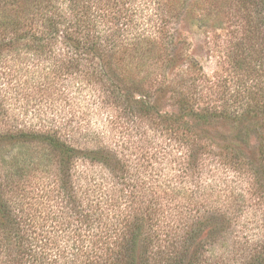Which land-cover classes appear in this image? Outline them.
Listing matches in <instances>:
<instances>
[{"label":"trees","instance_id":"16d2710c","mask_svg":"<svg viewBox=\"0 0 264 264\" xmlns=\"http://www.w3.org/2000/svg\"><path fill=\"white\" fill-rule=\"evenodd\" d=\"M188 3L0 0V264H264V0Z\"/></svg>","mask_w":264,"mask_h":264},{"label":"rangeland","instance_id":"374dc122","mask_svg":"<svg viewBox=\"0 0 264 264\" xmlns=\"http://www.w3.org/2000/svg\"><path fill=\"white\" fill-rule=\"evenodd\" d=\"M198 0H189V5L192 7L194 6L195 2ZM234 13L235 10L232 8L229 10V15L226 18L229 21H234ZM225 27L227 24H224ZM189 34L187 35L191 46L189 49L190 55L197 60L201 66L203 67L204 72L207 75H213L215 72H221L226 69V64L223 62L219 63V59L216 55H213L209 52H207V47L204 45V36L203 34L197 31L195 27L190 28ZM217 33L220 32V30H216ZM25 71H21V75H17L15 79H18L19 84H21V87L17 84V86H13V84L8 86L7 93L5 94V102L8 111L11 113V115L15 116L16 122L21 123H36L38 122V116L42 117L41 110L46 109V105L42 102V98L38 96V93L36 92V88L31 86L30 84H26L27 79L29 80V76L25 75ZM23 77L21 78L20 76ZM21 78V79H20ZM54 106L58 110L64 111L62 113L65 114L67 117H70L71 115V109H72V103H69V106H65L64 102L57 101L54 102ZM39 110V112H36V110ZM213 254L217 256L224 257L225 254L223 250L218 249L217 247L213 248Z\"/></svg>","mask_w":264,"mask_h":264}]
</instances>
